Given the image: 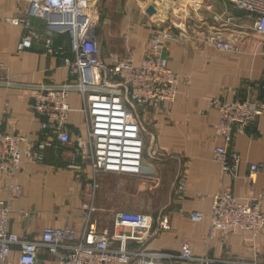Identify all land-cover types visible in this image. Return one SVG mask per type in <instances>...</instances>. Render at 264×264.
<instances>
[{"label": "crops", "instance_id": "crops-1", "mask_svg": "<svg viewBox=\"0 0 264 264\" xmlns=\"http://www.w3.org/2000/svg\"><path fill=\"white\" fill-rule=\"evenodd\" d=\"M101 2V11L96 2L97 34L106 64L118 59L141 63L148 54L150 32L173 26L163 57L180 76L177 99L139 109L150 133L146 141L152 156L147 153L144 163L151 173L107 172L94 182L89 159L76 154L75 146L56 139L47 146L43 161L31 158L40 128L32 111L31 86L64 83L70 68L63 57L46 56L41 47L19 51L25 21L43 32L45 20L29 15L27 0H0V130L26 137L20 145L23 167L15 172L0 170V202L11 209L9 230L35 239L45 227H63L80 238L93 204L97 210L92 218L99 230H112L120 210L152 214L153 236L146 242L150 250L179 254L188 242L194 255L217 260L212 264L264 263V230L256 235L245 229L212 234L210 219L215 194L227 187L243 202L260 200L264 209V114L245 133L234 136L231 148L241 156L236 175L224 174L214 159V149L224 143L216 133L220 114L215 101L264 98V35L256 30V21L227 0ZM150 5L153 14L147 13ZM211 35L232 41L236 50L218 49L208 41ZM55 44L68 48L69 37L59 36ZM69 102L75 109L68 122L74 139L86 134L85 116L78 93H70ZM255 163L261 169L253 182L248 174ZM178 178L187 183L182 194L177 190ZM194 211L205 218L194 220ZM165 215L169 227L158 228ZM18 258L15 249L9 264H17ZM40 264L59 263L43 249ZM159 264L195 263L165 260Z\"/></svg>", "mask_w": 264, "mask_h": 264}, {"label": "built area", "instance_id": "built-area-1", "mask_svg": "<svg viewBox=\"0 0 264 264\" xmlns=\"http://www.w3.org/2000/svg\"><path fill=\"white\" fill-rule=\"evenodd\" d=\"M29 15L45 20V30L39 32L25 21L18 50L41 47L46 56L63 57L70 68L69 79L60 84L31 86L32 111L40 120L38 141L30 151L31 158L41 162L51 140L76 147V154L89 159L94 182L102 173L149 174L151 167L144 158L145 126L139 116L141 107L157 103H173L177 99L180 76L173 72L163 57V48L173 38V26L153 29L149 34V49L141 63L118 59L106 64L101 57L97 28L100 24L97 0H27ZM235 8L246 11L256 21V30L264 35V0H227ZM234 20V17H229ZM69 37L68 48L55 44L59 36ZM208 41L222 51L234 52L235 44L211 35ZM80 95L85 116L86 134L74 139L68 127L75 109L69 95ZM220 119L216 133L224 143L214 149V159L224 174L236 175L241 163L240 154L231 148L234 136L242 134L264 114V98L238 99L232 102L215 101ZM138 110V111H137ZM26 137L0 130V170L15 172L24 164L21 143ZM150 156H152L150 154ZM78 168L79 165H71ZM70 166V167H71ZM261 166L252 164L248 174L253 182ZM177 190L184 193L187 183L178 178ZM86 213V223L80 238L69 228L45 227L39 238L21 237L9 230V206L0 202V264H9L15 249L19 251L17 264H40V252L46 250L59 264H159L161 261L183 260L195 264H209L217 260L193 254L190 243L181 246L179 254L153 251L146 242L153 236L155 217L146 212L117 211L113 228L99 230L92 213ZM202 221L203 213H191ZM211 233L236 229L254 235L264 230V209L260 200L241 201L227 187L215 194L211 212ZM169 227L168 215L161 216L159 227ZM232 264H264L242 260Z\"/></svg>", "mask_w": 264, "mask_h": 264}, {"label": "rangeland", "instance_id": "rangeland-1", "mask_svg": "<svg viewBox=\"0 0 264 264\" xmlns=\"http://www.w3.org/2000/svg\"><path fill=\"white\" fill-rule=\"evenodd\" d=\"M101 1H103V0H97V3H98V5H97V7H98V10L99 11H101V7H99L100 5H101ZM100 17H101V15H100ZM99 27V26H98ZM138 111V110H137ZM143 134H144V136H145V138H147V136H149V131L147 130V128H146V126H145V131L143 132ZM147 141L149 140V139H146ZM147 141H146V149H149V146H148V144H147ZM150 141V140H149ZM136 181V180H135ZM133 211H136V210H133ZM137 212H139V211H137ZM251 232V231H250ZM252 233V232H251Z\"/></svg>", "mask_w": 264, "mask_h": 264}, {"label": "water", "instance_id": "water-1", "mask_svg": "<svg viewBox=\"0 0 264 264\" xmlns=\"http://www.w3.org/2000/svg\"><path fill=\"white\" fill-rule=\"evenodd\" d=\"M155 12V8L154 6L150 5L148 8H147V13L149 14H153Z\"/></svg>", "mask_w": 264, "mask_h": 264}]
</instances>
